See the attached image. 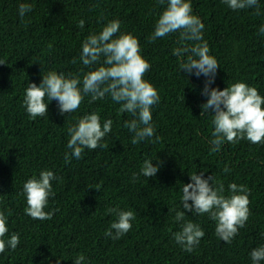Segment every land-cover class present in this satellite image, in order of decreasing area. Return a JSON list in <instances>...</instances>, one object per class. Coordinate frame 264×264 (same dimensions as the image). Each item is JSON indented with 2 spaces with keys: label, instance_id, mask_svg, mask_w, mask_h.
Segmentation results:
<instances>
[{
  "label": "trees",
  "instance_id": "obj_1",
  "mask_svg": "<svg viewBox=\"0 0 264 264\" xmlns=\"http://www.w3.org/2000/svg\"><path fill=\"white\" fill-rule=\"evenodd\" d=\"M189 2L219 64L209 87L241 81L264 97V35L259 32L264 0H258L259 15L253 8L232 10L223 0ZM22 3L32 5L23 18L18 15ZM165 6L166 0L165 5L158 0H0V211L8 217L4 239L13 232L20 237L15 250L6 247L0 253V264H74L78 254L85 257L82 264H252L251 250L264 245V143L225 141L219 151L211 150V115L200 116L207 78L179 69L173 54L179 33L150 41ZM113 19L120 21V32L138 38L150 63L145 79L160 97L151 109L154 136L133 145L134 133L124 123L134 117L119 113L110 96L95 101L85 96L75 112L63 114L52 100L47 115L30 118L23 104L28 83L39 86L49 70L82 78L88 71L80 61L83 41ZM91 112L99 114L101 125L112 120L111 132L100 141L107 148H85L80 159L65 162V153L71 154L68 127ZM145 159L159 160L154 177L140 174ZM42 170L58 178L51 181L54 195L45 211L53 215L46 220L25 213L23 195L24 182ZM201 172L213 177L214 186L222 183L225 195L231 183L248 190L250 215L231 243L216 235L208 213L182 208L183 184ZM109 208L135 214L131 230L119 239L105 235L106 230L115 235L110 226L117 217ZM177 211H185V221L175 220ZM189 220L205 233L190 253L173 236Z\"/></svg>",
  "mask_w": 264,
  "mask_h": 264
},
{
  "label": "clouds",
  "instance_id": "obj_2",
  "mask_svg": "<svg viewBox=\"0 0 264 264\" xmlns=\"http://www.w3.org/2000/svg\"><path fill=\"white\" fill-rule=\"evenodd\" d=\"M232 10L255 9L260 14L258 0H223ZM165 5V0H158ZM32 10V5L22 3L19 5L18 15L23 18ZM79 26L83 28L84 21ZM204 24L198 16L193 14L192 4L189 0H166V6L159 13L150 41L163 38L171 33H179L178 47L173 54L179 59V69L185 73L201 74L207 79L202 89L207 97L206 102L200 105V116L211 115L213 131L210 143L211 149L217 152L221 145L236 143L246 139L253 144L264 143V97L255 87L237 81L223 89L210 88L214 81L219 64L216 58L210 55V49L202 36ZM120 21H108L97 33L88 35L82 43L80 61L88 68L81 78L79 75L49 70L42 76L39 86L28 83L23 100L24 107L30 118L47 115L48 102L55 100L59 112L72 113L81 105L85 96L91 100L103 99L110 96L120 105L119 113H129L133 119L125 121L124 126L134 135L131 139L133 145L145 138L151 139L155 133L152 125V107L159 103L160 97L155 86L147 79L145 73L150 63L141 55L139 40L131 33L120 32ZM264 35V26L259 28ZM117 33H119L117 35ZM190 42V43H189ZM186 57V58H185ZM76 61L74 60L73 63ZM0 64H4L0 61ZM47 98V102H45ZM212 110L209 113V110ZM112 130V120L106 119L101 125V117L97 112L86 113L74 125L67 129V148L71 154L65 153V162L71 157L80 159L85 148H107L100 143L107 133ZM159 140V137H155ZM153 160L145 159L141 173L145 177H154L160 162L153 164ZM225 172L229 169L226 167ZM137 174H133L136 177ZM58 179L50 170H42L39 177L35 175L23 184V195L26 200L25 213L33 219H51L53 212L45 211L50 195H54L51 181ZM211 181V183H209ZM98 189V188H97ZM99 190V189H98ZM229 195H225L224 185L217 182L213 185V177H203L196 173L190 175V182L182 187V208L189 212L201 215L208 213L216 222V235L226 243L242 228L250 215L248 207L250 201L248 190L244 185L231 183L228 186ZM191 201V203H189ZM109 213L116 215L117 219L105 235L119 239L132 228L135 214L132 210L109 208ZM185 211H177L176 221H185ZM8 217L0 211V253L8 247L15 250L20 243L18 233L13 232L5 240L8 233ZM205 235L203 229L190 220L181 225V230L173 233L175 241L186 252H192ZM252 264L264 261V245L255 247L250 253ZM85 257L78 254L74 264H82Z\"/></svg>",
  "mask_w": 264,
  "mask_h": 264
}]
</instances>
